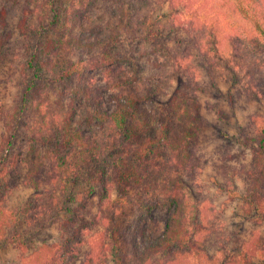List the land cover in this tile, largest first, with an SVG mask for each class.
<instances>
[{"label":"trees","instance_id":"16d2710c","mask_svg":"<svg viewBox=\"0 0 264 264\" xmlns=\"http://www.w3.org/2000/svg\"><path fill=\"white\" fill-rule=\"evenodd\" d=\"M160 1L169 9L166 15H171L173 30L179 29L194 41L209 67L208 73L226 77V66L236 84L248 73L253 91L264 88V0H233L251 25L246 35L233 33L232 15L227 12L232 0ZM90 6V0H4L0 4V66L13 37L9 24L12 13L18 15V32L29 39L22 64L23 95L12 113L0 110V121L6 129L0 143V196L8 187L6 173L17 163L25 168L24 186L36 192L46 181L51 184L68 176L78 155L102 150L99 131L108 139L104 141L109 143L105 150L115 153L111 176L122 189L120 207L111 206L113 218H105L107 236L85 255H81L87 242L84 236L91 223L78 209L69 208L60 224L58 241L44 243L30 255L24 252L21 264H68L65 260L69 256L74 258L70 264H104L107 258L112 264H260L264 248L259 239L242 246L237 254L216 256L207 251L199 236L201 226H189L185 183L198 167L196 144L203 120L196 82L188 79L191 67L187 58L175 57L170 70L158 58L154 69L159 77L148 83L142 82L134 69L128 80L131 90L126 91L120 71L127 58L119 51L120 36L113 28L106 33L92 17L87 19L85 11ZM133 21L134 17L128 18L134 39L138 30ZM183 41L178 40L179 46ZM73 50L90 52L91 56L75 61L69 58ZM233 52L240 62H230ZM242 63L254 65L257 73L253 69L244 72ZM100 69L108 78L117 74L115 85L123 89L113 97L112 111L104 108L102 96H94V79L86 78ZM175 78L178 84L164 108L148 111L144 104L158 103L165 85H171ZM252 120L259 125L255 135L246 137L255 146L252 162L232 169L228 162L234 158L229 155L221 169L228 178L242 182L250 206L264 208V125L259 116ZM17 138L27 142L28 149L12 158L10 152ZM89 181L92 186L85 194L88 198L99 180ZM78 199L81 196L74 201ZM160 199L166 202L169 215L158 238L151 240L143 223L134 228L123 226L118 215L124 208L147 218ZM1 201L0 243L10 221Z\"/></svg>","mask_w":264,"mask_h":264},{"label":"rangeland","instance_id":"374dc122","mask_svg":"<svg viewBox=\"0 0 264 264\" xmlns=\"http://www.w3.org/2000/svg\"><path fill=\"white\" fill-rule=\"evenodd\" d=\"M117 2L90 0L91 6L85 12L86 18L95 19L99 28H103L106 33H110L113 28L119 34V51L127 58L123 71H120L126 83L125 90H131L128 80L132 78L134 69L142 82L148 83L152 78L157 81L159 73L154 69V64L158 58L161 59L160 64L170 70L175 57L185 56L188 67H191L188 79L191 77L190 81L196 82L203 125L196 144L198 167L186 178L185 183L190 228L201 226L199 236L202 237L207 251L216 256L237 254L242 246H249L255 238L260 240L264 248V208L250 206L242 182L238 178H228L221 169L229 155L234 158L232 162H228L232 169L248 166L252 162L255 146L246 137L255 135L259 126L253 122V116H259L260 124L264 125V88L253 91L249 86L248 73L240 84H236L231 77V70L224 65L226 77L208 73L209 67L205 58L199 54L194 41L184 32L171 27V15H166L169 9L162 1ZM1 3L4 0H0ZM236 6V2L232 0L227 11L232 15L233 33L246 35L247 32L250 33L251 25L246 15ZM130 17H134L132 24L138 30L134 39L128 23ZM227 19L230 20L228 16ZM17 22L18 15L12 13L9 24L13 37L0 66V110L4 113L15 110L24 90L22 64L29 39L20 35ZM181 38L184 41L179 46L178 40ZM89 56L90 52H69V58L75 61L82 58L88 60ZM231 56V63L240 62L241 58L236 52ZM261 57L264 58V53ZM247 64L242 63L244 72L253 69L256 74L255 66ZM117 76L113 74L108 78L101 69L86 75L87 79H94V96H102L104 108L109 111L115 107L113 97L123 91L121 86L115 85L119 81ZM171 81V85H165L158 103L148 101L144 104L148 111H152L154 107L164 108L178 84L177 78ZM5 131L4 121L1 120L0 143ZM99 136L102 150L98 154L76 156L77 163H72L68 176L51 184L46 181L38 192L24 186L25 168L22 164L17 163L16 167L6 173L5 184L8 187L0 196V201L4 202L1 207L10 216V221L6 227L5 239L0 243V264H21L20 258L24 252L30 255L42 244L58 241L59 227L69 208L78 209V213L91 223L85 232L84 239L87 242L82 247L81 255H85L94 243L107 236L105 218H113L112 214L115 212L111 206L120 207L122 189L115 182V177L111 176L115 153L112 149L105 150L108 148L105 145L109 143L104 142L108 139L102 131H99ZM27 149V142L17 138L10 157L22 156ZM46 169L50 168L46 166ZM95 178L99 182L94 186L93 195L88 198L85 194L92 186L89 180ZM78 196L81 199L74 201ZM155 205L152 214L146 215L147 218L139 216L138 211L127 208L118 217L122 219L123 226L127 227L134 228L143 223L146 234L153 240L164 231L169 215L168 206L163 199L156 200ZM72 259L74 258L69 256L65 261L70 264ZM259 263L264 264V258ZM104 264H112L111 259L107 258Z\"/></svg>","mask_w":264,"mask_h":264}]
</instances>
